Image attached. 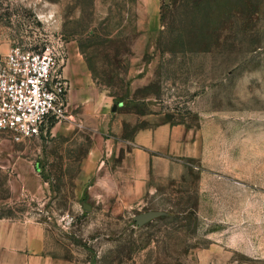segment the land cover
<instances>
[{"label":"rangeland","instance_id":"rangeland-1","mask_svg":"<svg viewBox=\"0 0 264 264\" xmlns=\"http://www.w3.org/2000/svg\"><path fill=\"white\" fill-rule=\"evenodd\" d=\"M47 44L68 115L46 136L0 131V219L43 223L55 254L78 264H264V0H0V56ZM87 104L104 140L114 122L130 137L188 121L205 154L153 161L139 192H92L114 177L90 174ZM148 211L160 215L138 225Z\"/></svg>","mask_w":264,"mask_h":264},{"label":"crops","instance_id":"crops-1","mask_svg":"<svg viewBox=\"0 0 264 264\" xmlns=\"http://www.w3.org/2000/svg\"><path fill=\"white\" fill-rule=\"evenodd\" d=\"M81 91L80 96H85ZM68 91V111H69ZM91 104L81 108L86 124L96 133L99 143L91 148V159L96 165L90 174L101 175L102 166L107 174L114 177V188L108 186L100 190L98 182L92 192L110 191L126 195L139 192L148 183L149 169L153 161L163 165H183L189 159H199L205 154L203 129L189 125L188 121L162 120L156 124L137 126L130 137L127 136L130 125L114 122L110 138L104 140L102 132L108 130L100 116L92 113L99 110ZM97 117V119H95ZM88 119V120H87ZM103 160V161H102ZM102 161V164L100 163ZM107 161V163H106ZM105 164V165H104ZM126 197V196H124ZM219 264H259V256L240 262ZM0 264H78L75 260L55 254L50 246L47 227L30 219H0Z\"/></svg>","mask_w":264,"mask_h":264},{"label":"built area","instance_id":"built-area-1","mask_svg":"<svg viewBox=\"0 0 264 264\" xmlns=\"http://www.w3.org/2000/svg\"><path fill=\"white\" fill-rule=\"evenodd\" d=\"M59 46L14 45L0 56V131L16 141L46 136L68 115L69 82Z\"/></svg>","mask_w":264,"mask_h":264},{"label":"water","instance_id":"water-1","mask_svg":"<svg viewBox=\"0 0 264 264\" xmlns=\"http://www.w3.org/2000/svg\"><path fill=\"white\" fill-rule=\"evenodd\" d=\"M159 215V211H148L135 216V220L138 225H143Z\"/></svg>","mask_w":264,"mask_h":264}]
</instances>
